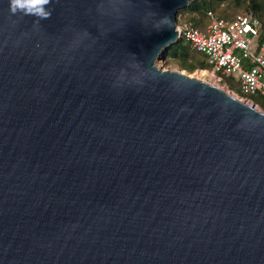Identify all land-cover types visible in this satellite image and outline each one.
Listing matches in <instances>:
<instances>
[{
  "label": "water",
  "instance_id": "1",
  "mask_svg": "<svg viewBox=\"0 0 264 264\" xmlns=\"http://www.w3.org/2000/svg\"><path fill=\"white\" fill-rule=\"evenodd\" d=\"M0 0V264H264V113L155 60L193 0Z\"/></svg>",
  "mask_w": 264,
  "mask_h": 264
},
{
  "label": "built area",
  "instance_id": "2",
  "mask_svg": "<svg viewBox=\"0 0 264 264\" xmlns=\"http://www.w3.org/2000/svg\"><path fill=\"white\" fill-rule=\"evenodd\" d=\"M210 22L204 31L188 23H177L178 38L188 42L195 51L205 56V72L211 84L240 100L247 95H264V38L260 40L261 24L249 14H239L233 20H220L208 12ZM224 77L239 83L243 96L236 95ZM250 103V102H249ZM252 104V103H250Z\"/></svg>",
  "mask_w": 264,
  "mask_h": 264
},
{
  "label": "trees",
  "instance_id": "3",
  "mask_svg": "<svg viewBox=\"0 0 264 264\" xmlns=\"http://www.w3.org/2000/svg\"><path fill=\"white\" fill-rule=\"evenodd\" d=\"M208 12H211L214 18L226 21L233 20L239 14H249L259 20L261 24L260 40L264 38V0H193L186 8L177 13V23H188L194 28L204 31L211 20ZM181 14H183V18L180 19ZM186 43L172 56L178 66L182 70L190 71L208 69L206 60L207 67L194 65L192 54L195 50L188 42ZM255 96L259 100L253 103L264 110V95L256 94Z\"/></svg>",
  "mask_w": 264,
  "mask_h": 264
},
{
  "label": "rangeland",
  "instance_id": "4",
  "mask_svg": "<svg viewBox=\"0 0 264 264\" xmlns=\"http://www.w3.org/2000/svg\"><path fill=\"white\" fill-rule=\"evenodd\" d=\"M182 11V10H179ZM178 11V12H179ZM183 18V14H181L180 19ZM181 22H179L180 24ZM187 43L185 41H180L178 44H174L172 45L168 51H163L162 54L155 60V65L157 68H159L160 70H165V71H181L187 75L193 76L199 80H202L204 82H208L211 83V81L209 80L208 76L203 75L204 73L198 72L197 70L195 71H190V70H182L178 64L173 60L172 56L175 55V53L181 48L184 47ZM193 60H194V65L198 66V67H207L206 63H205V57L203 56V54L201 53H197L196 51H194V53L192 54ZM225 82H227L230 87L232 88V91L238 95V96H243L241 91H240V86L239 83H237V81L233 78V77H224ZM217 87H220L221 89L224 90V88L222 87V85H219ZM245 98L249 99L248 102L254 104V101H258L259 98L255 95H247L244 96ZM242 101L246 102V99H242ZM246 102V103H248ZM251 105V104H250ZM255 105V104H254ZM256 108L260 111L264 113V110L261 109L258 105H256Z\"/></svg>",
  "mask_w": 264,
  "mask_h": 264
},
{
  "label": "clouds",
  "instance_id": "5",
  "mask_svg": "<svg viewBox=\"0 0 264 264\" xmlns=\"http://www.w3.org/2000/svg\"><path fill=\"white\" fill-rule=\"evenodd\" d=\"M28 2H33V0H28ZM35 3H39L41 5L47 4L48 0H35L33 6H35ZM21 5V0H12V11L15 12L18 7Z\"/></svg>",
  "mask_w": 264,
  "mask_h": 264
},
{
  "label": "bare ground",
  "instance_id": "6",
  "mask_svg": "<svg viewBox=\"0 0 264 264\" xmlns=\"http://www.w3.org/2000/svg\"><path fill=\"white\" fill-rule=\"evenodd\" d=\"M201 73H204L205 74V72L204 71H202ZM203 74V75H204ZM230 94V93H229ZM233 97H235V98H237V99H239L238 97H236L235 95H233V94H231ZM242 101V100H241ZM242 102H244V101H242ZM248 104H250L249 102H248ZM257 109V108H256ZM258 110V109H257ZM259 111V110H258Z\"/></svg>",
  "mask_w": 264,
  "mask_h": 264
}]
</instances>
